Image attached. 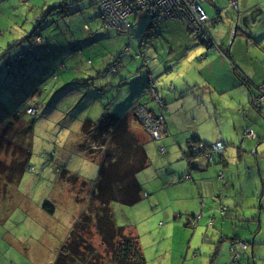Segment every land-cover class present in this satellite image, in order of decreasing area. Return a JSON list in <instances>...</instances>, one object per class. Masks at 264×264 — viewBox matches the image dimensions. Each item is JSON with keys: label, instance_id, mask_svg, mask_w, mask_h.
Instances as JSON below:
<instances>
[{"label": "crops", "instance_id": "0c3cea01", "mask_svg": "<svg viewBox=\"0 0 264 264\" xmlns=\"http://www.w3.org/2000/svg\"><path fill=\"white\" fill-rule=\"evenodd\" d=\"M211 1L213 7L210 10L203 7L211 18L209 31L221 46V53L208 50L206 44L180 20H159L154 27L139 35L132 22L126 51L131 59L139 61L135 79H128V73L122 75L125 63L121 64V69L118 67V72L108 69L109 73L98 79L108 78L106 85L110 87L113 82L117 87V73L121 70L120 82L129 88L125 92L119 89L118 98L116 92H112V96L121 103L117 113L128 117L130 124L133 118L136 120L134 110L138 103L160 112L149 93L148 74L157 81L158 94L165 104L162 112L166 121L165 137L159 149L167 144L172 163L175 158L181 163L172 170L169 167L166 181L158 189L146 185L155 196L151 197L150 204L160 206L157 198L160 189L174 186V205H171L173 201L167 204L168 215H171V207L173 214L178 213L183 220L186 217L187 226L189 218H195L201 206L202 215L195 232H200L203 239L210 234L213 237L211 242L219 240L220 245L216 251L210 249L214 251L212 256L202 257L201 263L200 258L192 260L191 264H230L233 243L241 252L240 259L252 254L254 264H264V104L260 109L251 106L257 89L264 82V0H237V10L231 6L232 0ZM71 10L72 6L68 7V13ZM238 11L242 18L247 17L248 27L240 22L241 27L235 33ZM108 33V30H98L88 40L104 38ZM140 53L143 58L138 57ZM143 59L148 60L147 67ZM97 94L101 96L103 93ZM90 95L87 94V98ZM143 96L150 98L145 102ZM149 101H153L155 106ZM139 127L144 133L134 131L144 140L146 147L150 136ZM246 128H251L255 136L243 138ZM193 140L198 141L195 145L207 146V149L219 142H225L227 146L216 155L215 162L196 168L186 157L191 152L193 144L190 142ZM176 144L178 148L174 150ZM222 171L224 178L220 177ZM187 172H191L193 180L183 179ZM147 196L143 191V198ZM47 228L55 233L54 236L67 233L68 229L60 224L47 225ZM154 229L159 228L155 225L145 231ZM160 230L166 232L165 229ZM181 230L189 233L183 228ZM129 231L139 236L143 234L141 227L133 224ZM24 238L19 231L10 234L8 249L26 255ZM46 240L43 237V241ZM239 241L247 242L248 249L244 250ZM53 246L54 243L51 253Z\"/></svg>", "mask_w": 264, "mask_h": 264}, {"label": "rangeland", "instance_id": "374dc122", "mask_svg": "<svg viewBox=\"0 0 264 264\" xmlns=\"http://www.w3.org/2000/svg\"><path fill=\"white\" fill-rule=\"evenodd\" d=\"M62 1L65 0H0V14L3 10V14L9 16L8 19L0 17V29H2L0 46L3 48L13 46L16 40L20 39L23 34L25 35V30L34 28V20H37L45 11L50 10L55 5L54 3L60 4ZM71 2L74 4L71 10L74 14L66 16L67 13L64 10L60 11L62 15H59V13L55 14L56 10H52L55 15L50 16V23L40 26L37 33L44 37V44L38 41L40 37L37 34L33 36L34 41L38 42L32 43L31 46L38 50L48 49L52 53L58 51L74 53L79 49L81 53L78 56L73 55L68 60L66 57L60 58V61H64L68 69L61 72L63 67L60 66L58 76H52V79L48 80L50 82L48 86L45 85L46 83L43 85L46 94L43 98L35 100L39 110L34 106L28 108V110L33 109L27 115L33 121V132L29 140L31 157L29 166L19 184L13 186L6 198L0 201V264L53 263V259L56 257L58 249L62 248L75 218L87 211L90 195L99 174V160L85 156L78 147L82 121L86 117L98 121L107 106L112 113H117L121 104L117 101L118 90L125 92L129 85L124 87V84H121L120 70V73H117V87L114 89H117V98H110L113 89L108 87L101 96L94 94L89 98L78 97L77 92L60 95L57 90L68 80L72 83L74 79H80L83 82L77 81L82 86L84 82H93L95 79L104 77L105 72L98 74V71L103 70L102 67H105L106 64L109 65L116 60L117 64L110 68V72H118V67L121 69V64L125 63L122 65V75L128 73V79H135L134 75L139 68V61L131 59L126 51L131 36L120 35L118 32L116 34L114 30L109 29L106 37L99 38L100 40L96 38L88 40L92 38V34H87L88 29L85 25L88 23L93 29L98 28L100 32H107L103 19L99 17V19L92 20L96 17L98 9L90 6L92 5L91 0H70L69 3ZM203 6L210 10L213 7V2L207 0ZM16 22L26 29L15 26ZM131 22H133L136 34L139 35L146 30L150 17L134 14L131 16ZM105 25L110 27L106 22ZM127 49H130V46ZM135 53L136 51L133 50L132 54L135 55ZM107 81L108 78L99 80L103 85ZM142 98H145L144 101L147 102L150 97L143 96ZM149 104L155 106L153 101H149ZM135 113L136 110H134ZM133 119L131 120L132 129L138 132L142 131L139 127L141 123L137 119V121ZM147 138L146 147L150 164L138 174V179L144 193H147L148 196L132 206L114 201L112 207L115 218L120 225L126 226L128 229L131 224L141 227L143 234L139 237L147 264H191L192 260L199 258L201 263L202 257L212 256V252L219 248V240L211 242L213 237L210 234L207 235L208 238H201L200 232L197 234L195 232L196 226L191 225L192 219L189 218L190 224L186 226V217L183 220L178 213L173 214L171 207V215H168L167 204L172 202L176 195L174 186L160 189L157 195L160 206L155 207L156 203L150 204L151 197L154 195L146 185L150 188L155 186L158 189L166 181L165 176L170 171L169 167H172V170L174 167L180 166L181 161H177L178 159L175 158L172 163L169 158L170 149L166 147L167 152L162 154L159 145L163 142L153 140L151 137ZM176 148H178L177 144L174 150ZM92 151L98 156L102 153V149L99 147H93ZM184 158L183 160L186 161ZM191 160L198 162L201 157ZM63 169H68L79 175L82 180L88 182L87 186L85 187L80 182L73 186L71 183L59 179ZM50 201L56 204L54 215L43 208L44 203ZM171 205H174V201ZM204 208L205 202H203L202 209ZM199 214H202L201 206ZM57 224L68 228L67 233L62 232L59 236H54L55 233L50 232L47 225ZM155 225L159 229L145 231ZM173 225L179 227H173ZM180 227L187 230L190 235L182 232ZM160 229H165L166 232L162 233ZM17 231L25 237L26 255L19 250L20 253H17L8 249L10 246L8 237ZM43 237L47 239L46 242L43 241ZM96 237L94 239L97 243ZM52 243H54L53 253H51ZM96 243L95 245H97ZM262 249L264 254V248ZM237 264H254L252 254H247L244 258L239 259Z\"/></svg>", "mask_w": 264, "mask_h": 264}, {"label": "trees", "instance_id": "16d2710c", "mask_svg": "<svg viewBox=\"0 0 264 264\" xmlns=\"http://www.w3.org/2000/svg\"><path fill=\"white\" fill-rule=\"evenodd\" d=\"M69 1L54 3L50 10L34 20L33 29L25 30L26 28L21 27L18 22L14 23L15 26L25 30L26 33L23 31L25 35L23 34L9 48L0 46V201L6 198L13 186L19 184L29 166L31 157L29 140L33 132V121L27 116L28 108L34 106L39 110L35 100L43 98L46 94L43 85L46 83L45 85L48 86L50 83L48 80L52 79V76H58L60 66L63 67L61 72L68 69L60 58L66 57L68 60L73 55L78 56L81 53L79 49L74 53L68 51L52 53L48 49L38 50L31 46L38 41L44 44V37L37 31L44 23H50L49 18L55 15L52 14V10L62 15L60 11H66L67 8L66 16L74 14L68 13V7L71 8L74 5ZM91 3L90 6L98 9L96 17L92 20L99 19L102 2L91 0ZM0 17L8 19L9 16H5L1 10ZM102 19L107 30H114L120 35H131L132 23L128 33H122L116 28L106 26L105 19ZM85 26L89 34L99 30L93 29L88 23ZM152 27L154 26L149 22L146 31ZM1 33L2 29H0ZM35 34L40 37L38 41L33 39ZM91 62L94 64L93 61ZM116 64L117 60L109 65L106 64L102 67L103 70L98 71V74L105 72L106 75L108 69ZM77 80L82 81L74 79L70 83L68 80L57 92H60V95L77 92L78 97L84 98L89 93L91 94L89 97L97 93L104 94L108 88L117 93L113 82L112 86L108 87L109 85L99 82L100 79H95L93 82L85 79L87 83L84 82L80 86L81 83ZM140 105L155 112L141 103L136 105L135 110ZM79 141L78 147L85 156L99 160V174L90 195L87 211L75 218L62 245V250L59 249L52 264H147L139 235L133 234L126 226L117 222L112 207L114 201L132 206L143 199V187L138 174L147 168L150 162L144 140L132 129L128 117L120 113H112L107 106L98 121L90 117L82 121ZM196 143L198 141L190 142L193 145ZM219 143H224L226 148L227 143ZM93 147H99L102 153L99 156L95 155L92 151ZM187 158L192 165L190 156ZM189 173L191 172H187L186 175ZM185 176L183 179L188 181ZM60 179L73 186L78 182L85 187L88 184L86 180H82L79 175L68 169L61 171ZM43 208L52 215L56 212V204L51 201L45 202ZM95 236H97V243Z\"/></svg>", "mask_w": 264, "mask_h": 264}, {"label": "built area", "instance_id": "2783aa9c", "mask_svg": "<svg viewBox=\"0 0 264 264\" xmlns=\"http://www.w3.org/2000/svg\"><path fill=\"white\" fill-rule=\"evenodd\" d=\"M207 0H101V17L105 19L106 23L113 28H116L119 32L128 33L131 28L129 18L136 15L149 16L152 26H155L159 20L162 19H174L180 20L184 25L191 30L200 41L204 42L211 51L222 52L221 46L215 42L210 31L209 23L211 18L203 7V3ZM231 6L237 10L238 1L232 0ZM140 53L138 57L141 55ZM143 58L144 56H140ZM144 66H148V60L143 59ZM149 93L152 99L158 105L160 112H152L145 106L140 105L136 110V118L141 123L144 131L153 140H162L166 131V121L163 115L162 108L165 105L163 100L158 94L156 88V80L149 73L147 76ZM264 104V83L257 89L256 94L252 100V107L260 108ZM38 110V109H37ZM33 109H29L32 112ZM255 136V132L251 128H246L243 132V138ZM194 150L203 148L200 145H192ZM225 149L224 143H217L211 148L207 149L205 154H200L201 160L196 162V168H203L204 165L212 164L215 162L216 155ZM160 152L165 154L167 152L166 146L160 147ZM220 177L224 178L225 173L220 172ZM186 179H192V174L189 173L185 176ZM201 214L192 219V224L197 226L200 221ZM213 224V220L210 221ZM239 245L244 249H248V245L239 241ZM231 249L233 250V261L232 264H237L241 252L236 249L235 243L232 244Z\"/></svg>", "mask_w": 264, "mask_h": 264}, {"label": "water", "instance_id": "95a60500", "mask_svg": "<svg viewBox=\"0 0 264 264\" xmlns=\"http://www.w3.org/2000/svg\"><path fill=\"white\" fill-rule=\"evenodd\" d=\"M241 13L238 11L237 12V19H236V25L234 26V31H235V33H237V30H238V28L239 27H241V25L242 26H245V27H248V23H247V17H241V15H240ZM240 22L242 23L241 25H239L240 24ZM202 150V148H199L198 150H194V148H193V146L191 147V152L188 154L187 153V155H186V157H188V156H190V158L191 159H195V158H198L199 156H200V154H198L200 151ZM193 153H195V155H193ZM184 154V153H183ZM186 154V153H185ZM185 156V155H184ZM193 165L195 166L196 165V163H193Z\"/></svg>", "mask_w": 264, "mask_h": 264}, {"label": "bare ground", "instance_id": "6f19581e", "mask_svg": "<svg viewBox=\"0 0 264 264\" xmlns=\"http://www.w3.org/2000/svg\"><path fill=\"white\" fill-rule=\"evenodd\" d=\"M206 151H207V146H203L202 150L198 154H205ZM193 155H195V153H193ZM223 217H225V214L223 215Z\"/></svg>", "mask_w": 264, "mask_h": 264}, {"label": "clouds", "instance_id": "9594fccd", "mask_svg": "<svg viewBox=\"0 0 264 264\" xmlns=\"http://www.w3.org/2000/svg\"><path fill=\"white\" fill-rule=\"evenodd\" d=\"M194 167H196V166H194ZM193 179V178H192ZM199 215V214H198ZM198 215H196V216H198ZM202 215V214H201Z\"/></svg>", "mask_w": 264, "mask_h": 264}, {"label": "flooded vegetation", "instance_id": "af4514ba", "mask_svg": "<svg viewBox=\"0 0 264 264\" xmlns=\"http://www.w3.org/2000/svg\"><path fill=\"white\" fill-rule=\"evenodd\" d=\"M190 180H193V179H190Z\"/></svg>", "mask_w": 264, "mask_h": 264}]
</instances>
